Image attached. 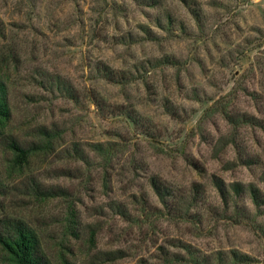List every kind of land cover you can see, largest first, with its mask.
<instances>
[{"label":"rangeland","instance_id":"obj_1","mask_svg":"<svg viewBox=\"0 0 264 264\" xmlns=\"http://www.w3.org/2000/svg\"><path fill=\"white\" fill-rule=\"evenodd\" d=\"M0 76L50 264H264V0H0Z\"/></svg>","mask_w":264,"mask_h":264},{"label":"trees","instance_id":"obj_2","mask_svg":"<svg viewBox=\"0 0 264 264\" xmlns=\"http://www.w3.org/2000/svg\"><path fill=\"white\" fill-rule=\"evenodd\" d=\"M8 116V103L5 83L0 76V129ZM45 145L52 136L43 130ZM40 147H43L44 145ZM6 151L12 154L11 163L20 166L31 153L30 149L23 148L19 142L12 138L4 141ZM55 195L49 191L48 196ZM0 251L2 264H50L42 251L40 242L35 234L23 222L10 218L0 219Z\"/></svg>","mask_w":264,"mask_h":264}]
</instances>
